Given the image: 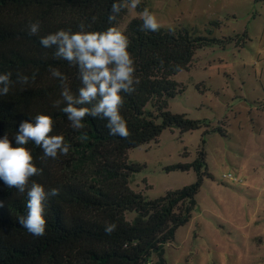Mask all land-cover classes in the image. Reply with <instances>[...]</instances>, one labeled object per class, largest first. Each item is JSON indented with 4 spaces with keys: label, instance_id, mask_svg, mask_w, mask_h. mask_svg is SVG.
Masks as SVG:
<instances>
[{
    "label": "trees",
    "instance_id": "trees-1",
    "mask_svg": "<svg viewBox=\"0 0 264 264\" xmlns=\"http://www.w3.org/2000/svg\"><path fill=\"white\" fill-rule=\"evenodd\" d=\"M121 2L120 12L109 20L113 0H0V72L11 73L9 93L0 96V135L11 140L21 120L47 114L53 120L51 134L63 135L70 145L66 155L55 159L32 142L25 145L40 169L29 182L58 190L44 203L42 236H33L17 222L27 211L26 194L0 184V264H148L153 255L156 264H165V245L193 217L196 196L209 175L204 150L193 163L168 168H193L195 183L150 201L130 188L129 178L140 166L128 162V151L158 141L171 127L181 132L201 128L200 121L168 110L169 100L184 91L173 76L190 68L197 50L219 40L196 37L183 28L149 31L142 28L141 18L130 22L123 34L136 83L133 92L121 93L120 108L127 137L110 135L105 120L89 116L82 129L74 130L60 111L63 104L53 106L62 98L52 68L66 76L73 94L81 82L77 68L55 58L54 49L42 47L40 37L58 29L77 31L81 25L89 31L116 27L126 12L127 0ZM32 22L40 25L36 35L28 33ZM127 212L138 216L130 222ZM108 224L116 225L110 233L105 232Z\"/></svg>",
    "mask_w": 264,
    "mask_h": 264
},
{
    "label": "rangeland",
    "instance_id": "rangeland-1",
    "mask_svg": "<svg viewBox=\"0 0 264 264\" xmlns=\"http://www.w3.org/2000/svg\"><path fill=\"white\" fill-rule=\"evenodd\" d=\"M125 8L116 25L122 32L148 8L160 29L219 40L173 76L184 91L168 110L201 128L171 127L158 141L128 151V162L140 166L130 188L147 201L195 183L193 168H168L205 152L209 175L192 219L165 245V264H264V0H139ZM137 216L126 213L130 222Z\"/></svg>",
    "mask_w": 264,
    "mask_h": 264
},
{
    "label": "clouds",
    "instance_id": "clouds-1",
    "mask_svg": "<svg viewBox=\"0 0 264 264\" xmlns=\"http://www.w3.org/2000/svg\"><path fill=\"white\" fill-rule=\"evenodd\" d=\"M139 0H127L130 8H136ZM124 3L113 0L109 20H114ZM142 28L156 31L159 21L156 14L145 8L141 13ZM39 22L28 25L29 35H36ZM44 48L54 49L55 58L67 61L78 70L81 87L73 94L66 76L57 68L50 74L58 79L61 86L62 99L53 102L60 107L74 130L84 127V118H100L106 121L110 135L127 137L128 127L120 113L123 103L121 93L134 91L133 59L128 51V39L123 32L110 26L103 31L85 30L81 25L77 31L58 29L40 37ZM11 73L0 72V96L7 95L10 90ZM22 82L27 77L21 76ZM91 105V107H87ZM53 120L47 114H37L33 119L21 120L14 137L10 140L7 134L0 135V184L6 188H15L17 192L26 194V213L17 218V222L33 236H42L45 232L44 203L49 196L57 195L58 190L48 191L44 186L29 178L39 174L33 161L31 150L25 145L32 142L42 149L45 157L55 159L58 155H66L70 145L60 134H51ZM4 202L0 200V207ZM115 224L105 226V232H112Z\"/></svg>",
    "mask_w": 264,
    "mask_h": 264
},
{
    "label": "built area",
    "instance_id": "built-area-1",
    "mask_svg": "<svg viewBox=\"0 0 264 264\" xmlns=\"http://www.w3.org/2000/svg\"><path fill=\"white\" fill-rule=\"evenodd\" d=\"M148 264H152V262L150 261Z\"/></svg>",
    "mask_w": 264,
    "mask_h": 264
}]
</instances>
